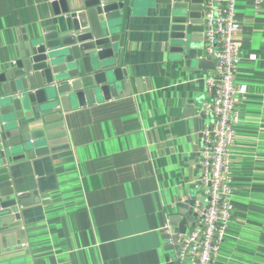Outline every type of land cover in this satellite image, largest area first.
I'll return each mask as SVG.
<instances>
[{
  "label": "crops",
  "instance_id": "obj_1",
  "mask_svg": "<svg viewBox=\"0 0 264 264\" xmlns=\"http://www.w3.org/2000/svg\"><path fill=\"white\" fill-rule=\"evenodd\" d=\"M122 1L117 64L129 71L128 94L63 111L59 147L10 164L15 193L35 202L20 209L17 249L1 239L0 264H164V226L200 190L201 130L211 118L199 109L215 95L214 69L199 62L204 25L176 51L170 7ZM236 15V82L249 90L237 106L234 209L216 264H264V3L236 0ZM53 17V0H0V69Z\"/></svg>",
  "mask_w": 264,
  "mask_h": 264
},
{
  "label": "water",
  "instance_id": "obj_2",
  "mask_svg": "<svg viewBox=\"0 0 264 264\" xmlns=\"http://www.w3.org/2000/svg\"><path fill=\"white\" fill-rule=\"evenodd\" d=\"M151 2L170 7V36L176 51L190 48L192 27L203 24L205 0ZM124 4L122 0H53L51 23L24 39L16 47L15 59L0 69V244L6 239L12 250L22 242L20 209L35 198L15 193L10 164L27 154L35 157L56 150L59 146L53 141L65 135L63 111L128 94L129 71L117 64L116 31ZM199 62L202 67H216L206 57ZM135 81L142 91L140 79ZM193 219L192 206L171 218L181 232Z\"/></svg>",
  "mask_w": 264,
  "mask_h": 264
},
{
  "label": "built area",
  "instance_id": "obj_3",
  "mask_svg": "<svg viewBox=\"0 0 264 264\" xmlns=\"http://www.w3.org/2000/svg\"><path fill=\"white\" fill-rule=\"evenodd\" d=\"M252 1L257 7L264 3ZM202 18L205 56L214 60L216 67L207 79L215 95L199 109L211 118L201 130L197 178L201 195L193 200L194 219L184 232L170 220L166 222V247L171 254L164 264H216L234 209L231 148L236 141L235 126L240 121L238 102L246 98L249 90L246 83L236 82L242 59L237 42L242 22L236 15V0H205Z\"/></svg>",
  "mask_w": 264,
  "mask_h": 264
},
{
  "label": "rangeland",
  "instance_id": "obj_4",
  "mask_svg": "<svg viewBox=\"0 0 264 264\" xmlns=\"http://www.w3.org/2000/svg\"><path fill=\"white\" fill-rule=\"evenodd\" d=\"M199 171H200V168H199ZM200 196L201 195V191L199 190L198 192H197V194L195 195V197H198V196ZM225 242V241H224ZM224 244V243H223ZM167 248V247H166ZM167 250V254L169 255V254H171V252H170V249L169 248H167L166 249Z\"/></svg>",
  "mask_w": 264,
  "mask_h": 264
}]
</instances>
